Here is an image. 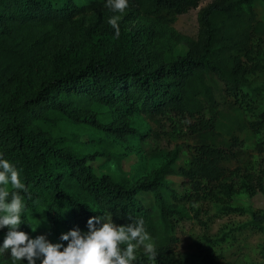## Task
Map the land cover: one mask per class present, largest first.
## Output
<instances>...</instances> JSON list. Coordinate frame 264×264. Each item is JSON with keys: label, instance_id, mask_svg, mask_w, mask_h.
<instances>
[{"label": "trees", "instance_id": "16d2710c", "mask_svg": "<svg viewBox=\"0 0 264 264\" xmlns=\"http://www.w3.org/2000/svg\"><path fill=\"white\" fill-rule=\"evenodd\" d=\"M260 1L212 0L190 38L173 26L202 0H129L121 16L139 21L141 34L120 26L117 39L111 26L94 27L56 56L42 80L47 51L74 21L113 13L103 0H0V154L21 171L31 197L23 196L20 230L56 243L110 213L117 224L144 220L157 264H264V245L258 262L235 252L244 230L264 236V209L231 206L240 194L264 196ZM171 46L187 52L175 55ZM62 125L69 136L56 135ZM164 141L178 143L165 151ZM130 152L151 160L147 177L141 161L134 175L123 170ZM100 158L112 173H97ZM171 178L181 180L178 188ZM210 206L251 221L203 234L181 251L180 230L200 223ZM0 264H11L8 253Z\"/></svg>", "mask_w": 264, "mask_h": 264}, {"label": "clouds", "instance_id": "9594fccd", "mask_svg": "<svg viewBox=\"0 0 264 264\" xmlns=\"http://www.w3.org/2000/svg\"><path fill=\"white\" fill-rule=\"evenodd\" d=\"M103 6L113 13L108 24L119 39L129 0H103ZM24 195L31 198L21 171L0 154V230L7 229L0 254L8 253L11 264H157V249L142 218L117 224L113 215L103 213L87 219L86 231L70 229L56 243L43 234L30 237L20 230L27 223Z\"/></svg>", "mask_w": 264, "mask_h": 264}, {"label": "rangeland", "instance_id": "374dc122", "mask_svg": "<svg viewBox=\"0 0 264 264\" xmlns=\"http://www.w3.org/2000/svg\"><path fill=\"white\" fill-rule=\"evenodd\" d=\"M212 0H202L200 7L197 10H193L190 13L180 16L173 26V28L180 34L196 38L198 34V13L201 9L205 8ZM257 11L260 19H264V1L257 3ZM110 17L105 15H95L87 19H77L74 21V24L69 27V30L55 41L54 44L47 51V69L42 73V80H46L49 77L50 67L53 60L56 56L66 48L73 46L76 42V37L78 35H83L84 32L91 30L94 27H107L108 20ZM119 24L125 30L141 34L145 28L139 21L132 20L128 16L123 15L120 18ZM170 50L175 55H185L187 48L185 46L170 47ZM257 86H264V73L256 79ZM71 130L69 125H62L60 129L56 132L57 136H69ZM178 141H164L162 148L166 151H172L175 149ZM250 151L252 146L249 144ZM131 153V152H130ZM251 154H254L251 151ZM140 157L137 152L131 153L124 162H122L123 170L128 174H135L137 171V166L139 163ZM259 161L264 163V154L259 157ZM143 167L145 169L144 177L148 176L149 171L151 170V160L145 158L143 161ZM105 163V159H98L93 165L95 166L97 173L99 175L112 173V168H107L102 170L101 166ZM171 181L174 184L175 188H178L181 180L177 178H171ZM142 199L145 204H151L153 202V197L151 195H142ZM233 208H240L246 211H258L264 209V196L259 193L254 197H251L247 194H240L234 198V201L231 205ZM208 214H205L201 219L200 223L188 222L180 230L178 236L180 238V250L187 252L193 242L201 237L203 234H209L211 236L220 235L222 231L241 228L242 226L248 224L251 221V216L249 214H231L226 215L221 213L217 207L210 206L207 207ZM239 252L244 256L249 257L253 261H260L261 257L259 254V247L264 245V236L260 233L254 232L252 230L246 229L243 231L239 239L237 240ZM1 260V254H0Z\"/></svg>", "mask_w": 264, "mask_h": 264}]
</instances>
